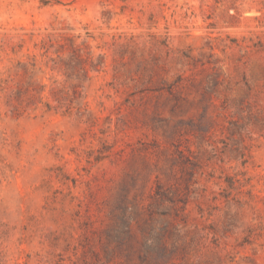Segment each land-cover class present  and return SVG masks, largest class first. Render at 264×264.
<instances>
[{"label": "rangeland", "instance_id": "rangeland-1", "mask_svg": "<svg viewBox=\"0 0 264 264\" xmlns=\"http://www.w3.org/2000/svg\"><path fill=\"white\" fill-rule=\"evenodd\" d=\"M0 0V264H264V0Z\"/></svg>", "mask_w": 264, "mask_h": 264}, {"label": "trees", "instance_id": "trees-1", "mask_svg": "<svg viewBox=\"0 0 264 264\" xmlns=\"http://www.w3.org/2000/svg\"><path fill=\"white\" fill-rule=\"evenodd\" d=\"M42 5H51L54 3H58L56 0H41Z\"/></svg>", "mask_w": 264, "mask_h": 264}]
</instances>
